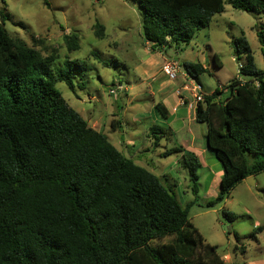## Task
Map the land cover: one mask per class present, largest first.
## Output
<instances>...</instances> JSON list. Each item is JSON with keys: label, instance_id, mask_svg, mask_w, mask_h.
<instances>
[{"label": "trees", "instance_id": "trees-1", "mask_svg": "<svg viewBox=\"0 0 264 264\" xmlns=\"http://www.w3.org/2000/svg\"><path fill=\"white\" fill-rule=\"evenodd\" d=\"M223 1L137 0L141 35L151 49L186 43L222 10ZM227 1L253 14L264 12V0ZM102 27L94 22L98 38ZM256 36L264 59L261 28ZM63 40L68 50L78 47L75 33ZM231 42L242 77L203 92L193 108L221 170L218 190L205 206L221 202L244 177L264 171V68L256 67L243 34ZM91 53L107 64L97 51ZM51 58L11 36L0 20V264H227L187 216V205L197 198L196 155L187 151L180 157L193 194L182 205L170 184L124 156L55 88L54 81L62 80L73 90L72 76L82 80L87 62L64 57L52 70ZM212 59L218 63L215 54ZM180 67L197 82L206 70L200 61L182 60ZM77 84L83 87V81ZM224 89V98L216 99ZM152 107L167 118L161 102ZM151 143L157 144L156 137ZM170 234L165 242L150 243Z\"/></svg>", "mask_w": 264, "mask_h": 264}, {"label": "rangeland", "instance_id": "rangeland-1", "mask_svg": "<svg viewBox=\"0 0 264 264\" xmlns=\"http://www.w3.org/2000/svg\"><path fill=\"white\" fill-rule=\"evenodd\" d=\"M0 20L11 36L21 38L42 55H52V70L64 57L87 62L89 69L82 80L72 76L73 90L62 80L54 81L55 88L89 126L102 131L124 156L152 171L164 184H170L182 205L193 197L186 169L175 152L165 156L160 152L189 140L203 147L205 124L184 112H170L169 106L167 119H162L151 107L152 101L163 96L157 86L161 83L167 96L165 102H173L177 97L174 90L181 83H197L190 77L182 79V60L206 65V70L198 75L203 92L220 88L233 77L241 78L231 42L239 34L244 35L256 67L264 68L256 36L258 28L264 33V12L253 14L237 9L227 0L223 1L222 10L214 13L188 42L168 44L160 50L151 49L141 35L137 0H0ZM95 21L103 26L100 38L93 32ZM70 33L77 35L78 43L72 50L66 48L63 40V35ZM91 51H97L107 64L98 61ZM213 54L218 63L213 61ZM165 59L179 64L174 78H168L161 70ZM80 81L83 87L78 86ZM180 92L192 100L188 90ZM189 111L193 115L192 108ZM165 126H169L171 134ZM149 127H153L152 132ZM155 137L157 144L153 145ZM208 155L211 168L220 167L211 151ZM205 170H196L198 192L195 201L187 205L189 221L205 242L215 245V251L227 264H264V171L257 172L252 183L244 177L221 202L205 206L208 194L203 195L201 187ZM221 208L231 211L234 217L229 220ZM255 225L259 227L254 228ZM170 238L171 234L164 235L152 238L150 243Z\"/></svg>", "mask_w": 264, "mask_h": 264}, {"label": "crops", "instance_id": "crops-1", "mask_svg": "<svg viewBox=\"0 0 264 264\" xmlns=\"http://www.w3.org/2000/svg\"><path fill=\"white\" fill-rule=\"evenodd\" d=\"M165 60H168V59H165ZM165 60H162V63ZM117 85H119V82L117 83ZM156 90H158L159 92H161L163 94V96L159 98V102H161L165 106V108L167 110V117H168V106H169L170 112L177 113L178 111H181V113L184 112V114L186 116L188 114L191 118H193V115L192 114L190 115L189 109L184 104H178L176 99L173 102H171V101L165 102L166 99H167V96H165L166 94L164 92V89H162L161 83H159V85L157 86ZM211 90L212 89H210L208 92H210ZM223 91H225V90H222V92ZM224 95H225V92H224V94L219 93V95L217 97H219V99H221ZM153 103H154V101L151 102V107H152ZM112 116L116 117L113 114V112H112ZM118 124H119V122H118ZM165 128H166V130L168 129V131H167L168 134L172 133V131L170 130L169 126H165ZM174 147H178V149H179L178 151H175V153L179 157V159H180L182 153H185V152L188 151L189 153H193L194 155H196V157L198 158V160H199L198 168L199 167H200V169L206 168L207 171L205 170V172H207V174L203 175V178H202L203 182L201 184L202 193H203V195H207L208 194L207 195V197H208L207 199L212 198L216 194V192L218 190V187H219L218 180H219V175H220L221 170H220V167H216V168L212 169L211 166H210V163H207V160L210 158L209 155H208L210 151L207 149L205 144H204L203 147H199V146L194 145V143L191 140H189L188 143L184 142L183 144L182 143L181 144H176L172 148H174ZM168 149H170V148H168ZM166 150L167 149H163L160 152V154L165 156L166 154H164V151H166ZM254 175H252V177H254ZM198 179H199V176L197 174V180ZM196 183H197V181H196ZM197 192H198V189H196V194H197ZM225 255H227V254L225 253ZM234 263H236V262H234Z\"/></svg>", "mask_w": 264, "mask_h": 264}, {"label": "built area", "instance_id": "built-area-1", "mask_svg": "<svg viewBox=\"0 0 264 264\" xmlns=\"http://www.w3.org/2000/svg\"><path fill=\"white\" fill-rule=\"evenodd\" d=\"M237 62V61H236ZM239 65V62H237V66ZM179 64L175 60H165L161 65V70L168 78H174L176 76L177 70H178ZM182 79H186V75L183 71L180 72ZM180 89L188 90L191 94L192 100H188L187 97L181 94ZM111 91V90H110ZM176 94V101L178 104H184L188 109L194 108V105L197 101L202 99L203 91H201V84L193 83L190 81V84L181 83L179 87H176L174 90ZM219 94L215 96L216 99H219L217 97ZM224 98V96L222 97ZM221 98V99H222Z\"/></svg>", "mask_w": 264, "mask_h": 264}, {"label": "water", "instance_id": "water-1", "mask_svg": "<svg viewBox=\"0 0 264 264\" xmlns=\"http://www.w3.org/2000/svg\"><path fill=\"white\" fill-rule=\"evenodd\" d=\"M245 180L248 181L249 183H252L253 177L252 175H248L245 177Z\"/></svg>", "mask_w": 264, "mask_h": 264}]
</instances>
